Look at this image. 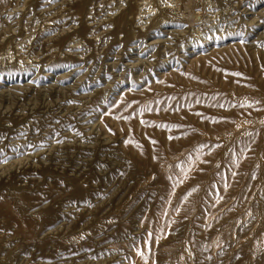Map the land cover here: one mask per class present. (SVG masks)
Masks as SVG:
<instances>
[{
  "label": "rangeland",
  "instance_id": "rangeland-1",
  "mask_svg": "<svg viewBox=\"0 0 264 264\" xmlns=\"http://www.w3.org/2000/svg\"><path fill=\"white\" fill-rule=\"evenodd\" d=\"M0 264H264V0H0Z\"/></svg>",
  "mask_w": 264,
  "mask_h": 264
},
{
  "label": "bare ground",
  "instance_id": "bare-ground-1",
  "mask_svg": "<svg viewBox=\"0 0 264 264\" xmlns=\"http://www.w3.org/2000/svg\"><path fill=\"white\" fill-rule=\"evenodd\" d=\"M144 3V2H143Z\"/></svg>",
  "mask_w": 264,
  "mask_h": 264
}]
</instances>
